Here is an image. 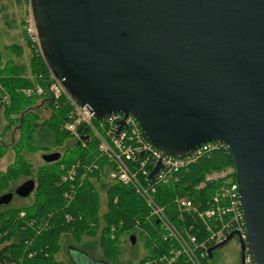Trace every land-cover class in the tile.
Returning a JSON list of instances; mask_svg holds the SVG:
<instances>
[{
  "label": "water",
  "instance_id": "1",
  "mask_svg": "<svg viewBox=\"0 0 264 264\" xmlns=\"http://www.w3.org/2000/svg\"><path fill=\"white\" fill-rule=\"evenodd\" d=\"M30 5L46 64L99 119L133 114L149 140L174 155L209 141L228 145L249 236L248 244L240 239L241 264L246 246L254 264H264V0ZM35 187V179L25 180L1 194L0 205ZM130 239L135 244L136 235Z\"/></svg>",
  "mask_w": 264,
  "mask_h": 264
},
{
  "label": "trees",
  "instance_id": "2",
  "mask_svg": "<svg viewBox=\"0 0 264 264\" xmlns=\"http://www.w3.org/2000/svg\"><path fill=\"white\" fill-rule=\"evenodd\" d=\"M26 37L31 49L27 69L23 63H17L16 57L23 52L21 45L15 42L4 46L10 53L0 45V110L4 107L3 115L8 120L5 131L15 126L20 133L11 144L0 142V158L11 148L15 153L14 161L0 171V195L30 178L36 180V187L29 202L20 206L0 205V264H77L74 253L95 263H121L122 244L131 245L132 234L145 236L144 230H147L152 232V238L145 237L149 253L143 258V264L152 252L158 254V250L167 249L164 239L157 235V229H161L159 224L156 220L148 221L150 208L133 185L110 177L113 163L100 156L95 140L83 147L62 128L71 111L65 98L56 103L47 94L25 93V89L37 84L46 86L49 72L45 59L36 52L29 36ZM11 52L17 56L11 57ZM38 108L50 109V112L41 118ZM69 137L74 139L76 147L67 140ZM73 149L69 158H62L66 150ZM56 151L62 153L59 160L35 166L36 153ZM74 163H80L81 173L93 163L97 167L87 173L84 182L77 185L74 198L69 200L65 194L70 184L62 180V175ZM229 166L235 167L232 154L226 150L215 151L191 165L185 180L160 186L158 203L167 207L169 216L180 224V218L170 209L175 197L190 194L198 202L201 193L209 195L219 185V182H209L196 189L205 174ZM21 211L26 212L25 219L19 217ZM220 247L210 251L204 264H209L212 254ZM62 252L69 256V262L60 258Z\"/></svg>",
  "mask_w": 264,
  "mask_h": 264
},
{
  "label": "built area",
  "instance_id": "3",
  "mask_svg": "<svg viewBox=\"0 0 264 264\" xmlns=\"http://www.w3.org/2000/svg\"><path fill=\"white\" fill-rule=\"evenodd\" d=\"M25 24L36 52L45 59L31 5ZM48 71L46 86L37 84L34 88L25 89V93L47 94L56 103L65 98L71 111L62 128L83 147L96 141L100 156L109 158L113 163L110 177L133 185L150 208L148 221L152 223L156 220L161 228L157 229L153 224L159 233L157 235L164 239L167 249L158 250V254L152 252L143 264H179L180 261L183 264H204L203 260L209 256L210 249L222 243L230 234L237 235L239 242L243 239L246 244L249 243L235 167L231 176L227 173H206L195 186L196 189L205 187L209 182H219V185L209 195L201 193L198 202L190 194L175 197L169 208L180 218V224L169 216L167 207L159 204L156 198L160 186L180 183L191 165L200 159L218 150H226L231 154L226 143L209 141L185 156L165 152L149 140L135 115L114 112L99 119L92 105L77 102L49 67ZM79 164L74 163L62 175V180L70 184L65 194L69 200L74 198L77 185L84 182L87 173L97 167L93 163L86 167L87 171L81 173ZM25 216L26 212L21 211L19 217L25 219ZM29 222L33 224L34 221ZM144 233L145 237L152 238L151 231L144 230ZM153 244L156 245L154 241ZM244 264H254L249 246L245 249Z\"/></svg>",
  "mask_w": 264,
  "mask_h": 264
},
{
  "label": "rangeland",
  "instance_id": "4",
  "mask_svg": "<svg viewBox=\"0 0 264 264\" xmlns=\"http://www.w3.org/2000/svg\"><path fill=\"white\" fill-rule=\"evenodd\" d=\"M30 13V0H0V45L1 48L5 51L4 46L11 45L15 42L21 45L22 48V56H17L11 52V57H16L17 63H23L25 65V69L29 67L30 59H31V49L28 45L27 37L28 33L25 28L26 18ZM10 53V52H9ZM7 102L9 101V97L5 99ZM3 109L0 110V142H5L11 144L13 140H17L20 136L18 129L14 127L7 129L5 131V127L8 124V120L3 115ZM38 112H40L41 118L47 116V111L50 112V109L46 110L45 108H38ZM2 132V135H1ZM13 136V137H12ZM14 138V139H13ZM72 144H75L73 138H68ZM77 146L76 144L74 145ZM63 147V146H62ZM64 150V148H61ZM60 150L62 153L63 151ZM73 150H66L63 153L62 158H69L73 154ZM14 151L13 149H9L8 152L0 158V171H4L8 168V166L14 161ZM34 164L37 167L40 164L44 163L43 152H38L34 155ZM233 166H229L226 169L220 171H209L207 174H223L227 173L228 175H232ZM235 172V169H234ZM185 180V178L183 179ZM181 196V195H178ZM32 197H17L13 204L16 206H20L26 202H29ZM104 208H102L103 212ZM146 239V238H145ZM143 237H139V242H143ZM132 244L129 245L127 242L122 244V253L120 257V261L124 264H138L140 263V252L136 249H133ZM149 253L148 249L143 251V255L147 256ZM61 259H67V255L62 252L60 255ZM75 260H77L79 264H98L89 260L86 256L81 254H73ZM140 258V259H139ZM66 261L69 262L67 259ZM241 263V249L239 237L237 235L233 236L230 241H228L225 245L217 249L212 254V258L209 261V264H240ZM70 264V263H69ZM76 264V263H75Z\"/></svg>",
  "mask_w": 264,
  "mask_h": 264
},
{
  "label": "flooded vegetation",
  "instance_id": "5",
  "mask_svg": "<svg viewBox=\"0 0 264 264\" xmlns=\"http://www.w3.org/2000/svg\"><path fill=\"white\" fill-rule=\"evenodd\" d=\"M18 185H19V184H18ZM18 185H17V186H18ZM17 186L14 187L12 190H9V191H13V192H15ZM9 191H6V192H9ZM31 195H32V194H31ZM31 195H30V196H31ZM17 197L19 198L20 196L17 195V194H15L13 200L11 201V203H10V204H7V205H3V206H6V207H7L8 205H11ZM28 197H29V196H28ZM21 198H25V197H21ZM139 237H143V240H144V241H143V242H139ZM130 241H131V239H130ZM131 243H132V242H131ZM132 245L135 246V247L133 248L134 250L136 249L137 251L140 252V258H141V259L139 258V259H140V263H139V261H138V264H142V260H143V258L146 256V255H145V256L143 255V251H144L145 249H148V248H147V242H146L145 236H142V235H138V236H137V235H136V242H135V244L132 243ZM96 263H98V264H103V262L100 263V261H96ZM77 264H79V263H77ZM106 264H124V263H122V262H121V263H117V262H115V263H106Z\"/></svg>",
  "mask_w": 264,
  "mask_h": 264
},
{
  "label": "bare ground",
  "instance_id": "6",
  "mask_svg": "<svg viewBox=\"0 0 264 264\" xmlns=\"http://www.w3.org/2000/svg\"><path fill=\"white\" fill-rule=\"evenodd\" d=\"M203 263H204V261H203Z\"/></svg>",
  "mask_w": 264,
  "mask_h": 264
}]
</instances>
